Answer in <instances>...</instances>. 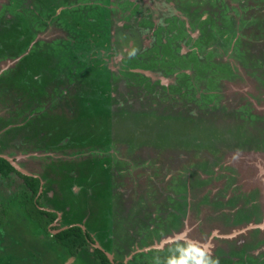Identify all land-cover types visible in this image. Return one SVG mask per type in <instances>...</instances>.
<instances>
[{
    "label": "rangeland",
    "instance_id": "1",
    "mask_svg": "<svg viewBox=\"0 0 264 264\" xmlns=\"http://www.w3.org/2000/svg\"><path fill=\"white\" fill-rule=\"evenodd\" d=\"M4 1L0 0V8ZM24 2L28 5L33 4L31 0H25ZM158 2L157 8H161L158 10L168 12L169 6L167 4L171 3V7H174L184 16L183 21L189 35L188 42L195 41V36L199 32L201 39L199 38L198 45L211 46L210 49L205 46L202 47L200 53H206L205 57H210V61L216 65L221 64V72L215 70L212 72V74H221V81L219 90L215 87H210V85V88L207 89L215 90L213 93L218 95L219 98L215 105L227 106L225 108L227 113H222L225 110L222 109L217 113L204 114V119L206 117V122L212 123V126L211 128H202L198 135L200 128L196 126L197 124L191 123L187 118L179 117V115L182 116L183 114L178 112V110L173 109L172 111L167 106L171 105L167 102L172 100V104H176V99L166 92L165 87L160 86L157 81L154 83L150 81L153 88L150 87L148 89L147 85L149 83L146 78L141 77L139 74H129L127 69L121 71L125 77L121 78L124 81V89L123 95L120 97V99H125L124 106L119 103L118 106L109 104L107 107L104 105L103 109L97 106L88 115L77 106L73 108L75 104L70 102V100H76L79 96L72 88V92L67 96L65 103L63 102V96L60 98L61 103L64 104L62 107L58 106L57 100L56 104L53 100L46 104L43 100H46L45 97L47 98L49 95L42 90L37 82L39 73L37 74L35 70H32L34 66L28 56H25L24 60H17L22 55H17L15 54L16 52L12 53L10 47H18L20 50L21 46L18 43L9 44L10 40L7 39L3 44L0 42V154L12 158L14 163L19 165L20 168L27 169V171L32 170L37 175H41L46 185L47 182H55V179L64 173L65 170L72 167L79 169L84 163H91L95 158H100L101 156L97 152V141L103 136L104 132L108 131V133H111L113 131L111 138L120 140L117 146L121 150L119 153H112L113 160L110 162L112 167L111 178L113 185L115 187L121 186L122 192L126 193L127 198L131 201L127 207L125 198H122L119 202L116 199V204L114 203L112 207L114 215L112 216L113 229H111L114 232V237L117 234L118 239L112 240V244H118V247L123 250V252L115 253L118 256L117 258H120L122 254L129 256L127 254L131 252V247L136 245L132 243V246H130L131 244L127 247L126 244L121 246L119 240L127 233L128 228L131 226V220L133 222L136 220L140 225V218H134L133 215H137L140 209L139 206L145 200L150 202V196L154 195L151 199L157 209L165 212L167 211L165 206H170L171 216L177 213L180 214L179 217H174L173 227L171 228L164 227L159 221L155 233L151 232V235L146 237L149 248L156 247L158 250L172 248L169 242L163 243L161 246L159 242L161 241V236L165 233L169 236L174 235L170 230L174 229L175 223L177 229H179L177 234L183 232V238L181 236L175 241L178 240L180 243L186 239V242L180 243L181 245L178 243L179 246L186 248V250H182V253L186 256L188 252L193 254L196 259L201 260L203 255H205L204 253L207 252L199 245L209 242L207 251L213 253L217 246L226 245V241L220 238L217 239L218 236L226 234L230 235V238L226 240L236 239L232 247L237 246L242 249L239 255H232L233 260L240 259L238 264H243L245 260L247 263L257 264L255 259L258 257L262 259L260 264H264V256L260 257L261 252L264 251V227L258 232V229L251 230L247 228L248 224L252 223L250 220H243L240 223L232 221L231 223L228 218L230 211H222V207L210 210L212 214L218 213V215H216V218L210 216L206 224L207 227L204 224V231L201 233H198V225H196L195 221L184 218L188 207L186 203V186L190 177L192 176V179L196 182L197 178H199L198 172L211 177L213 170L210 167L214 163L218 165V161L224 158L225 164H236L243 169L239 170L237 167L226 166L222 163L220 164V169L217 167L214 172L220 175L221 182L225 180L223 179V174L230 172L231 174L226 176L229 185L236 183L239 176L245 177L246 184L244 188L251 190L249 191V196L255 200L251 206L261 212L257 215L256 222L253 224L262 223L264 204H261V201L264 197V190L261 192L258 186L259 183L257 182L258 185L256 183L251 184L252 182L249 179H251L252 173L257 176L262 173L261 179L264 178V0H158ZM34 4L33 10L36 12L39 10V13L34 20H31L34 26L32 25L27 32H24L28 34L25 44L30 43L23 48L24 50L20 51L22 54L34 50L41 51L36 45L39 42L42 45H46V43L57 39L65 38L67 40L69 34L64 35L62 31L56 30V26H58L56 21L50 19L51 15H46L44 12V0H37ZM41 10L44 13H40ZM166 18L163 15L162 21H165ZM136 24L137 20H132L131 25ZM41 25L43 29H41ZM178 29L183 31L181 26ZM190 32L194 34V37H191ZM183 35H186L185 31H183ZM231 40L232 53L229 47ZM11 42L13 43V41ZM140 56L141 58L139 59ZM148 57V54L146 56L139 55L138 59L134 60L135 68H139L140 62H149L148 60H141ZM58 63H61V61ZM40 64L43 65L42 62ZM121 67L119 66L118 69ZM230 67H232L231 70ZM88 70L85 69L77 75L74 81L72 79L68 80L66 84H71L77 88L76 86L80 83V86L84 88L87 83L86 73ZM14 71L17 72L14 78H17L18 81L20 80L23 85L20 84L19 86L15 83L18 81H14L12 78L8 79L9 73ZM196 72L198 71L193 73ZM127 76L129 77L127 78ZM47 83L44 84L47 85ZM60 84L63 85V81H60ZM24 85L26 89H23ZM200 87L196 86L198 93L199 90H204L200 89ZM113 88L116 89L115 85ZM152 89L154 90L152 91ZM87 95L88 98L93 97L91 92L87 93ZM87 101L88 99L84 101V104H87ZM115 103H117V100H115ZM179 106H182V104L180 103ZM20 108L25 110L24 114L32 112L34 116L37 113V121L42 120L39 122L37 129H33L30 126V118L25 119V125L20 127V130L7 129L9 127L7 123L10 122L14 111ZM190 110L194 113L193 107H190ZM141 112L147 113V115L143 116ZM83 114L87 115L83 116ZM94 114L100 115L96 116ZM191 115L190 113L187 114V116ZM166 117L171 118L165 119V122L173 124L172 131L174 134L184 131L186 133L191 132L189 135L190 139L197 135L195 139L199 141L200 138L201 144L196 143L197 145H193L192 143L189 144V142H187L188 144H183L179 141L174 143V140L172 143L160 142L159 136L155 135V132L161 125L156 123L162 122ZM135 118L141 120L142 123L144 122L142 129L138 130L136 128L140 126L141 121L136 122ZM146 119L147 124L144 121ZM200 122L201 125L206 123L201 118ZM232 122L236 123L238 128L237 126L233 128ZM212 128L217 129L212 130ZM230 129H232L231 132ZM15 131L20 132L19 135ZM246 132H251L252 139L247 141V144H242L246 142L245 140L240 142ZM23 136L26 139H31L29 145L27 142L25 144L26 140ZM134 136L141 142H132L134 141ZM229 138L232 139V147L226 148ZM21 139L24 140V143L18 141ZM127 142L131 144H127ZM142 143L143 145H140ZM165 144L171 146H166ZM211 157L215 158L216 161L212 160L211 163L208 160ZM217 177L203 181L202 186L209 189L207 193L203 188L194 190L196 194H198L197 191L200 192L199 196L202 197L204 204L211 206V203H213L208 199L212 198H209L210 189L215 187L213 179H217ZM14 178V172L12 177L11 175L6 178L0 177V204L7 207L10 212L15 208L17 210V207H15L16 203L12 202L14 193L16 191L19 192L23 187V184ZM162 190L164 193L159 192ZM193 193L189 195H193ZM232 196L237 201H241L243 206L248 201L244 202L242 200V196L247 195H243L239 191V185L232 189ZM219 197L222 198L223 196ZM69 205H71V202H69ZM155 206L149 209L154 210ZM173 206L176 207L174 208ZM194 206L195 203H193V208ZM243 210L244 207L240 212H243ZM87 212L84 206L78 214H86ZM89 213L95 214V212ZM169 214L167 216L168 221L170 220ZM206 216H208L207 213ZM16 221L15 230L12 228L9 230L8 227H4L5 225L0 229V264H32L29 259H26L25 263L19 260L22 254L27 258L29 257V254L24 251L25 247L15 245L13 240H7L13 239L11 230L13 236H15L16 231L17 237L20 236V238L24 239L22 241L25 245L27 238H30L31 233L33 234L31 228L28 229L26 225V219L19 218ZM138 229L143 230L144 228L139 226ZM213 231L220 233L214 235ZM232 232H236V236H234L235 234L232 235ZM246 232L248 235L243 237L242 234H246ZM43 240H46V236ZM58 248L59 246H57ZM139 248H143V245L139 246ZM179 250L181 252V247ZM56 253L53 251L50 256L45 254L48 257H45L46 261L43 264H62V256L60 257V254H58L59 251ZM86 255L88 254L83 253V260L87 259ZM70 260L73 261L70 258L68 262ZM183 260L185 263L187 262L185 258ZM218 263L222 264L223 261L218 259ZM72 264H76L75 261Z\"/></svg>",
    "mask_w": 264,
    "mask_h": 264
},
{
    "label": "flooded vegetation",
    "instance_id": "2",
    "mask_svg": "<svg viewBox=\"0 0 264 264\" xmlns=\"http://www.w3.org/2000/svg\"><path fill=\"white\" fill-rule=\"evenodd\" d=\"M24 1L25 0H5L0 8V32L7 31L11 27V25L7 23L13 21L12 13H14V10L22 12L24 8L28 11V7L32 9L30 15L28 13L21 14V16L19 15V17L22 18L21 22H23V24L19 26V28H15L14 44L16 42L20 44L22 50L30 43L28 42L25 44L28 34H25L24 32H27L29 27L32 25L34 26L31 20H34L38 16L37 14L39 11L38 10L36 12L33 10L35 6L33 0H31L33 4L30 5L26 4ZM44 1L45 14L51 15L52 13L50 19L54 20V16L60 14L63 9H65L63 12L67 10V13H65L67 28H64L62 25H58L56 26V30L62 31L64 35L67 33L69 34L67 36V40H65V38L59 41L56 40V44L58 43L60 47L64 46L70 49L73 54V56L68 55L70 59L66 64L63 63V65L60 64L59 66L55 65L57 70L56 79H59L58 85L56 83V79L45 85L43 80H41L42 78H40L41 76H39L37 82L41 86L42 90L47 92V95H49V97H45L46 100H43L46 104L48 102L50 103L52 100L56 104L57 100L58 106L62 107L64 104L61 103L60 98L63 96V102L65 103L67 96H69V93L72 92L71 88L73 86L71 84H66L68 83L67 81L69 80V76H71L74 80L76 79L75 77H77V74L81 73L85 69H89L86 73V86L92 93L93 97H91V100L87 101V104H84V102L80 103L79 99L70 100V102L75 104L73 108L77 106L80 110H84L89 115L95 108H97V106L101 109H103L104 105L108 107L109 104H111V106H118L119 103L124 106L125 99H120V97L123 95L124 89V81L121 80V78L125 77L124 73H121V71L127 69L129 74H139L141 77L146 78L149 83V85H147L148 89L150 87L153 88L151 83H154L155 81H157L160 86L165 87L166 92L176 99V104H172V100L167 102L171 104L167 106H169L172 111L173 109L178 110V112L183 114L182 116L179 115V117H183L184 119L187 118L191 123L197 124L196 126L200 128L198 135L202 128H211L212 126V123L206 122L204 114L217 113L220 112L219 110L227 107L221 106V104L215 105V102L217 103L219 99L218 95H214L213 92L215 90L212 91L207 89L215 87L219 90L221 74H212V72L214 70L221 72V64L216 65L210 61V57H205L206 53H200V49L202 47L205 46L207 49H210L211 46H206L205 44L200 46L198 45L200 38L199 32L195 36V41L188 42L189 35L183 21L184 16L181 15L174 7H171V3L167 4V6H169L168 12H164L158 10L161 9L156 6L159 4L158 0ZM53 4H55L54 10L51 12L48 7L51 5L53 6ZM75 11H78V13H73ZM163 15L165 18L167 17L165 21H162ZM134 19L137 20V24L131 25L132 20ZM179 26H181L183 31L186 32V35H183V31L178 29ZM41 29H43L42 25ZM190 35L191 37H194L192 32H190ZM68 39H70V41H68ZM9 42V44H13L11 40ZM229 47L230 52L232 53V40L229 42ZM19 54L22 56L17 60H22L25 57V54H22L21 52ZM141 54L144 56L148 54V58L141 60H148L149 62H140L139 68H135L134 60H137V57ZM140 58L141 56L139 59ZM126 61L128 63H126ZM79 64H81V68L77 72V66ZM119 66L122 67L118 69ZM231 69L232 67H230V70ZM195 71L198 72L193 73ZM128 77L129 76H127V78ZM33 81L35 82V80ZM60 81H63V85L60 84ZM114 85L116 90L113 88ZM197 85L199 87L203 85L200 89L204 90H199L198 93V89L196 88ZM55 86H57V88ZM153 90L154 89H152V91ZM166 92L165 94H167ZM115 100H117V103H115ZM180 103L182 106H179ZM214 105L215 107H213ZM190 107H193L194 113L190 110ZM110 109L112 110V108ZM226 111L227 110L225 109L222 113H227ZM113 112H115V110H113ZM24 113V109L23 112L21 108L16 109L13 113V117L10 119V122L7 123L9 126L7 129L14 128V130H20V127L25 125V119L28 118L31 119L30 126L33 129H37L40 122V120L37 121V113L34 114V116L32 112H27L26 114ZM188 113L192 115L187 116ZM87 114H83V116H86ZM134 114L138 115L137 113ZM20 115L22 116L20 117ZM141 115L146 116L147 113L141 112ZM200 118L203 119V122H206L204 125H201ZM165 119L171 118L166 117L162 122L156 123L161 125L155 132V135L159 136L160 142L172 143L174 140V143L179 141L183 144H188L187 142H189V144L192 143L193 145L201 144L200 138L199 141H196L195 139L197 135L191 137L190 139L189 135L191 132L186 133L184 131L182 133L177 132L174 134L172 131L173 124L165 122ZM135 120L136 122L141 121L136 118ZM144 121L147 124V119ZM143 124L144 122L142 123L141 121L140 126L136 128L138 130L142 129ZM232 124L234 125L233 128H236L237 124L234 122H232ZM215 129L217 128H212V130ZM231 131L232 129H230V132ZM17 133L19 135L20 132ZM112 133L113 131H111V135ZM211 134L215 135L214 133ZM23 137L25 138V136ZM229 137L231 136L229 135ZM251 139V132H246L244 138H242L240 142L245 140L246 142H243L242 144H247V141H250ZM25 140V144L28 143L29 145L31 139L25 138ZM18 141L20 143H24L23 139ZM119 142L120 140L113 139L111 136L107 139V142H97L98 154H100L101 157H107L109 159V163L112 162V153H119L121 150V148L119 149L117 146ZM132 142L137 143L141 142V140L139 141V139L134 136V141ZM228 142L229 143L226 142V148H231L232 139L229 138ZM127 144L131 143L127 142ZM140 145H143V143ZM165 145L171 146L169 144ZM0 157L6 159L13 167V169L9 170L6 175H2L0 173V177L6 178L10 175L12 177V173L14 172V179L23 184L24 187V189L22 187L19 192L16 191L14 193L15 202L14 200L12 202L16 203L15 207H17V210L15 208L10 212L7 207L0 204V212L3 211L4 213L0 229H2L5 225L4 227H8L9 230L10 228L15 230V224H17L16 220L20 218L27 220L26 225L28 226V229L31 228V231L33 232V234L31 233L30 238H27L25 245L22 241L24 239L20 238V236L17 237L16 231L15 236H13L11 230L13 239H7L13 240L15 245L17 244L19 247H25L24 251L29 254V257L27 258L24 254H22L19 257V260L22 263H25V260L29 259L32 264H43L46 261V258L50 256L51 252L55 251L58 253L59 251L58 254H60V257L62 256V264H72L75 261V257L65 254L66 251L61 242H59V239L56 238L57 242H54L52 238L67 228L78 226L82 229L86 240L84 249L88 252L85 253L88 254L86 255L87 259L85 260H83V253H81L80 260L83 264L97 263V259H95L93 255V247L103 251L109 260L113 261L115 264H219L218 259L223 261L222 264H232V240H226L227 237L223 236L216 237L217 239L220 238L221 240L226 241V245L217 246L213 253H209V251H207L208 249L204 248L205 243L204 245H199L202 246L208 253H204L205 255H203L201 260L196 259V257L190 253H187L186 256L182 253V249L180 252L178 240L177 242L175 240L169 242L172 246L170 249L158 250L156 247L149 248L147 246L146 237L150 236L151 232L155 233V230L157 229L156 226L159 224V221L164 227L166 226V228L169 226L173 227V219L174 217H178V213L171 216L170 206H165L167 208V211L165 212L157 209V206L152 203L151 199L154 195L150 196V202L145 200L144 203L139 206L140 209L137 215H133L134 218H140V225L136 220H134V222L131 220V226L128 228L127 233H125L123 237L121 236L122 239L119 240L121 246L122 244H126V247L130 244V246H132V243L136 245L131 247V252H128L127 254L129 256H124V254H122L121 257L119 256L120 258H117L118 256H116L115 253L123 252V250L118 247V244H112V240H118L117 234L114 237V232H112V216L114 215L112 207L114 206L116 199H118L117 202H119L122 198H125L127 200V207L131 201L127 198L126 193L122 192L123 189L121 186L115 187L113 185V180L111 178V163H108V168L103 170L105 179L93 181L86 177L87 168L82 167L78 169L76 167H72L59 175L58 178L55 179V182H49L50 184L47 182L45 185L41 175H37L32 170L27 171V169H22L19 165L15 166L17 164L14 163L12 158L6 155L0 154ZM223 159L218 161L219 166L214 163L210 167L213 170V175L211 177H207L206 175L198 172L199 178H197V182L192 179V176L187 182V195H189V191L195 192L194 190L198 188H203V190L207 193L209 189L202 186L204 183L203 181H205V179H212L218 176L217 179H213L215 187L210 189L209 198H212L208 200L213 202L211 203V206L197 200L193 208V204L186 201L188 204V214H185L184 218H187V220L191 219L196 222V225H198V233L203 232L204 227H207L206 224L208 223L210 216L216 218V214H212L210 212L211 209L222 207V211H230L228 218L231 223L232 221L240 223L243 220H250V222L254 223L256 222L257 215L261 213L256 210L254 206H251L255 200L249 195H247L248 197L246 198V200H248L247 205L245 204L243 206L240 204L242 207L238 205L232 209V189L236 188V184H241L239 185V189H244V185L238 182H236V184L233 183L229 185L227 183L228 178L226 176L231 174L230 172L223 174V179L225 180L221 182L220 175L214 171H216L217 167L220 169V164H225ZM208 160L212 163V160H215V158L211 157ZM225 165H230L232 167V164ZM62 175L63 178L61 179ZM33 178H38V185L36 186L37 190L34 193L31 188L33 187V185H31ZM159 192H163V190ZM197 192L198 194L195 192L196 196L201 197L199 196L200 192ZM221 195L223 196L222 198L219 197ZM69 202H71V205H69ZM202 205H205L206 207H202ZM78 206L79 208H77ZM84 206L88 212L86 214H78L82 211ZM152 206H155L154 210H151ZM173 207L175 208L176 206ZM243 207H245L243 212H240ZM36 208L38 210H36ZM232 211L234 212L233 214ZM89 212H95V214H91ZM202 212H206L208 216L201 217L200 214ZM168 214L170 217L169 221L167 218ZM156 216L159 217L156 218ZM224 217L226 216L224 215ZM204 224L205 226H203ZM139 226H143L144 229H138ZM247 228L251 230L258 229V232H260L262 227L255 225L251 227L247 226ZM258 234L257 237L259 238ZM242 235L245 237L248 233L246 232V234L243 233ZM45 236L46 240H43ZM234 236H236V232ZM142 245L143 248H139V246ZM173 245L175 246L173 247ZM57 246H59L58 249ZM215 253L217 254L215 255ZM45 254L49 255L46 257ZM70 258H72L73 261L70 260L68 262ZM183 258L187 260L186 263Z\"/></svg>",
    "mask_w": 264,
    "mask_h": 264
},
{
    "label": "trees",
    "instance_id": "3",
    "mask_svg": "<svg viewBox=\"0 0 264 264\" xmlns=\"http://www.w3.org/2000/svg\"><path fill=\"white\" fill-rule=\"evenodd\" d=\"M35 1L36 0H33L34 3H35ZM54 5L55 4H53V6L51 5L50 7H48L51 12H53V10H54ZM28 9H29V11L24 8L22 12L14 10V13H12L13 14V16H12L13 21L7 23V24H10L11 27L7 31L0 32V42L2 44L7 40V38H8V40L13 41V44H14L15 28H19V26H21L23 24V22H21L22 18L19 17V15L21 16V14H24V13H28L30 15L32 9L29 7H28ZM64 10L65 9H63V11ZM63 11L60 12V14L55 15L54 20L56 21L57 25H62L64 28H67V23L65 22L66 21V19H65L66 14L65 13H67V10L65 12H63ZM16 12H19V13H16ZM76 12L78 13V11H75L73 13H76ZM38 13H39V11H38ZM40 13H44V12H42V10H41ZM51 15H52V13H51ZM59 40H63V39H57V41H59ZM36 45L40 48L39 50H41V51L34 50V51H32L33 54L31 51H28V53H26L25 56H28V59L31 60L30 62L33 64L34 68L36 65V68L35 69L33 68L32 70H35L37 74L39 73V76H41L40 78H42L41 80H43V83H45V84H46V82L50 83L51 81L55 80L56 76H57V70L55 68V65H52L51 63L56 64L57 66H59L60 64L63 65V63L66 64L70 59V57L68 55L73 56V54H72L70 49H68L62 45H61L62 47H60L58 43L56 44V40H53V42L46 43V45L45 44L42 45V44H40V42ZM10 49H11L12 53L16 52L15 54H19L20 51L22 50L21 48L19 50L18 47H13V48L10 47ZM23 60H24V58H23ZM60 61H61V63H58ZM40 62H42L43 65L40 64ZM68 64H70V63H68ZM40 65H42V66L40 67ZM77 67H78L77 68V72H78V70L81 68V64H79ZM16 75H17L16 71H14L13 73H9L8 79L12 78L14 81H18L17 78H14V77H16ZM9 76H11V77H9ZM68 79L73 80V78L71 76H69ZM15 83H17V85H19V86H20V84H22V82H20V80L18 82H15ZM56 83L58 85L59 79H56ZM55 87L57 88V86H55ZM76 87L77 88L72 87V89L75 90L76 94L79 96V98H77V99L80 100V103L84 102L86 99L91 100V97L88 98L87 93H89L90 90L88 89V87L86 85L84 88H82L80 86V83H79ZM23 89H26L25 85H24ZM99 115H96V116H99ZM15 119H18V118H15ZM40 121H42V120H40ZM105 128H107V127H105ZM110 136H111V133L110 132L108 133V131H106V132H104L103 136L100 137V139L97 142L98 143L107 142V139H108V137L110 138ZM108 163H109V160L107 157L95 158L91 163H84L83 166H81V168L82 167L87 168L86 169L87 170L86 171L87 172L86 177L88 179H91L93 181H98L100 179H105L103 170L108 168V166H109ZM11 169H13V167L10 165V163L6 159H4L3 157H0V173L2 175H6L7 172ZM109 169H110V167H109ZM31 185H33V187H31L33 189V193L36 192V190H37L36 186L38 185V178H33V182L31 183ZM36 210H38V209L36 208ZM3 215H4L3 211L0 212V227L2 226V221H3L2 216ZM56 238L59 239V242H61V244L64 246L63 248L66 251V253L64 252L65 254L74 256L76 264H78V263L83 264V262L80 260L81 253H88V252H86L87 250L84 249L86 240H85V237L83 235L81 228H79L78 226H73L72 228H67L64 231H62L61 233L55 235L52 238V240H54V242H57ZM107 246H109V245H107ZM92 249L94 250L93 255H94L95 259H97L96 264H115L113 261L109 260V258L107 257V255L103 251L99 250L98 248H94V247ZM119 264H122V263H119Z\"/></svg>",
    "mask_w": 264,
    "mask_h": 264
},
{
    "label": "water",
    "instance_id": "4",
    "mask_svg": "<svg viewBox=\"0 0 264 264\" xmlns=\"http://www.w3.org/2000/svg\"><path fill=\"white\" fill-rule=\"evenodd\" d=\"M126 63H128L127 61H126ZM116 90V89H115ZM94 111V110H93ZM109 142H112V141H109ZM112 143H115V142H112ZM232 153V152H231ZM15 166H18V165H15ZM232 167H234V168H238L239 170H242L243 168L242 167H240V166H238V165H236V164H232ZM19 168V167H18ZM236 171H238V170H236ZM240 172V171H239ZM260 174V176H257V175H255V174H251V179H249V181L250 182H252L251 184H255L256 182H258L257 181V179H259V177H261V174L262 173H259ZM243 175H244V170H243ZM263 175V174H262ZM263 182H264V178H262L261 179ZM256 181V182H255ZM237 182L238 183H242L243 185H245L246 184V179H245V177H242V176H239L238 177V180H237ZM234 184H236V183H234ZM236 185H241V184H236ZM256 185H258L257 183H256ZM256 185H255V187H256ZM259 186V185H258ZM259 190H261V192H263V190H264V186L263 187H261V186H259ZM239 191L241 192V193H243V195L245 194V195H249V191H251V190H249V189H239ZM189 194H192L193 192L192 191H189L188 192ZM248 196H242V200H244V202H246V198H247ZM197 200H200L201 202H203L202 201V197H197L196 196V194L195 193H193V195H187V199H186V201L187 202H189L190 204H193V203H195ZM263 202V203H262ZM239 203V204H238ZM240 204H242L241 203V201H237L236 199H235V197H233L232 196V209H233V207H235V206H238V205H240ZM245 204V203H244ZM246 204H248V202H246ZM261 204H264V197L262 198V201H261ZM243 205V204H242ZM242 205H240L241 207H242ZM202 207H206L205 205H202ZM240 207V208H241ZM245 208V207H244ZM179 214L180 213H178L177 214V216L179 217ZM188 214V213H187ZM214 214H218V213H214ZM262 214H263V220H262V223L261 224H253V223H250V224H248V227H251V226H255V225H258V226H261L262 228L264 227V209L262 210ZM206 215V212H202L201 214H200V216L201 217H204ZM175 224V223H174ZM172 226H169L168 228H171ZM264 229V228H263ZM238 230V229H237ZM171 231V233H173L174 235L173 236H169L168 234H163L162 236H161V238H160V246L163 244V243H167V242H170V241H172V240H176L177 238H179V237H181L182 236V238H183V232L182 233H180V234H177L178 233V231H179V229H177V227H176V225L174 226V229H172V230H170ZM213 233L214 234H217V233H220V232H218V231H213ZM235 233L234 232H232V235H234ZM167 235V236H166ZM226 234H224V235H222V236H225ZM183 240V239H182ZM186 239H184V241H181L180 243L182 244L183 242H186L185 241ZM208 241H209V239H208ZM177 242V241H176ZM234 242H236V239L235 240H233L232 239V244L234 243ZM179 243V244H180ZM170 244V243H169ZM180 244V245H181ZM208 244V245H207ZM235 244H237V243H235ZM158 244H157V246H159ZM175 245H173V247H174ZM179 246V245H178ZM209 246V242H206L205 243V247L204 248H206L207 249V247ZM172 247V246H171ZM179 247H181V249L183 250V249H185L186 250V248L184 247V246H179ZM188 249V248H187ZM240 250H242L240 247H237V246H233L232 247V255L233 254H235V255H239L241 252H240ZM188 253V252H187ZM264 256V251L261 253V255H260V257L261 256ZM257 257V256H256ZM256 261L255 262H257V264H260L261 262H262V259L260 258L259 259V257L257 258V259H255ZM239 261H240V259L239 260H233V256H232V264H238L239 263ZM243 264H251L250 262H248L247 263V261L245 260L244 261V263Z\"/></svg>",
    "mask_w": 264,
    "mask_h": 264
},
{
    "label": "bare ground",
    "instance_id": "5",
    "mask_svg": "<svg viewBox=\"0 0 264 264\" xmlns=\"http://www.w3.org/2000/svg\"><path fill=\"white\" fill-rule=\"evenodd\" d=\"M259 186L263 187L264 186V182L261 180V177H259V179H257ZM256 182V181H255ZM257 183V182H256ZM223 237H227L230 238V235H225Z\"/></svg>",
    "mask_w": 264,
    "mask_h": 264
}]
</instances>
